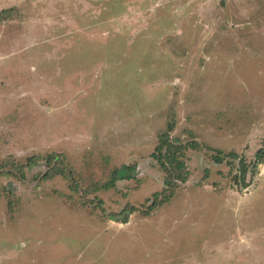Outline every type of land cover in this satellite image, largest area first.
<instances>
[{"label":"rangeland","instance_id":"1","mask_svg":"<svg viewBox=\"0 0 264 264\" xmlns=\"http://www.w3.org/2000/svg\"><path fill=\"white\" fill-rule=\"evenodd\" d=\"M262 147L264 0H0V264H264Z\"/></svg>","mask_w":264,"mask_h":264},{"label":"trees","instance_id":"2","mask_svg":"<svg viewBox=\"0 0 264 264\" xmlns=\"http://www.w3.org/2000/svg\"><path fill=\"white\" fill-rule=\"evenodd\" d=\"M4 11V10H3ZM176 127V116L175 114H172L171 120L168 122L167 129L159 134V143L156 146L155 150L152 152L151 156L155 158L160 166L163 172L165 173V185L166 190H164L165 193L164 196L161 198L162 193L156 192L155 197L153 200L151 198H148V201H152L149 208L150 209H156L163 204L169 202L171 198L174 196L175 191L177 190L179 184L181 181L187 180V175L183 176L184 172H187V165L184 161V150L186 145L183 144L180 139L172 138V131ZM226 156L231 158H239V154L237 152H229ZM58 155H55L53 153H50L47 155L46 161L48 163L52 162V160H57ZM39 159V156H31L28 158L27 163L20 164L21 170L24 167H30L34 163H36V160ZM214 159L218 162H222L225 159V156L222 155L221 150H218V154L214 155ZM264 163V147L258 149L255 155V160L253 164L251 165L245 160H241V165L239 167L240 173L235 175L233 177V180L236 184L239 186H246V179L248 174L251 172V175L254 176L256 174V169L259 164ZM4 164H0V166H3ZM55 164L51 167L56 171V173H64L61 169L57 168ZM135 165L128 166L127 164L123 165V167H117L112 171L111 179L109 182L104 184L103 187L110 188L116 185V182L118 180H124V179H132L134 178V169ZM131 170V172H130ZM54 172L53 170L46 172L43 177L49 178L53 176ZM137 208L133 204H127L125 207L126 212L132 213ZM124 221H128V219H125Z\"/></svg>","mask_w":264,"mask_h":264}]
</instances>
